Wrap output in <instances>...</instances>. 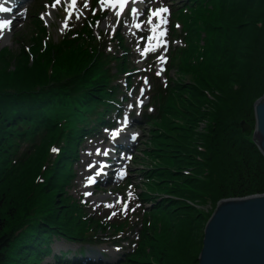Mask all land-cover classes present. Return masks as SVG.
<instances>
[{
	"label": "trees",
	"instance_id": "trees-1",
	"mask_svg": "<svg viewBox=\"0 0 264 264\" xmlns=\"http://www.w3.org/2000/svg\"><path fill=\"white\" fill-rule=\"evenodd\" d=\"M187 3L189 26L177 42L182 43L181 74L189 78L172 82L169 89H155L175 97L164 107L168 117L151 133L152 153L147 154L153 174L146 193L158 201L136 229L130 228L137 239L121 238L123 231L109 234L114 245L128 243L120 264H198L204 223L212 214L199 206L264 193V155L240 123L255 125L254 99L264 94V0ZM45 32L38 28L31 39L32 60L25 49L0 53V264H40L56 234L84 247L100 242L91 221L79 209L68 208V198L59 203L58 195L68 179L74 148L84 137L111 127L108 115L120 111L124 91L113 82V69L106 66L97 74L99 52L85 48L83 38L59 37L43 44ZM118 41L121 57L126 50L123 39ZM107 60L104 54L101 61ZM60 71L66 76L51 80ZM62 105L75 127L66 131L56 166L42 165L46 142L36 159L15 168L22 159L14 158L16 153L24 155L42 123L50 139L64 132L56 120ZM202 111L207 115L199 130L195 122ZM64 256L57 255L55 264H73Z\"/></svg>",
	"mask_w": 264,
	"mask_h": 264
},
{
	"label": "rangeland",
	"instance_id": "rangeland-1",
	"mask_svg": "<svg viewBox=\"0 0 264 264\" xmlns=\"http://www.w3.org/2000/svg\"><path fill=\"white\" fill-rule=\"evenodd\" d=\"M104 1L79 0L73 5V0H59V2L58 0H28L24 8L11 14L8 34L4 36L0 33V53L8 50L12 54L22 49L31 54V39L36 37V31L41 27L46 30L41 39L43 44H48L51 40L57 42L59 37H75L72 38L75 40L83 38L85 48L90 47L92 54L99 52L98 62L101 70L97 74L100 75L107 70L106 66L113 69V75L115 79L117 78L113 82L124 91L125 95V97H119L122 101L120 111L108 115L114 123L112 126L117 129L101 130L95 136L88 135L74 148V158L69 161L68 179L65 181L63 191L58 195L59 203L68 198L71 202L68 208L79 209L80 214L91 221V227L96 229V237L100 242L84 247L80 241H68L57 234L52 235L48 241L51 250L41 256L40 264H55V257L62 254H65L64 258H69L70 263L73 264H78L76 263L78 261L81 264H120L118 260L129 250L128 243L121 241L120 244L114 245L113 239H109V234L113 230L123 231L121 238L124 236L136 238L134 230L132 232L130 228L136 229V225L141 224V217H144L146 212L153 211L158 201L155 194L149 196L146 193L148 178L153 174L149 170L153 163H150L147 154L152 153L151 133H157L158 127L162 125L163 120H166L168 115L164 107L175 97L173 95L170 99V94L165 92L166 95L163 96L156 93L155 89H169L172 82L173 86L174 83L177 85V82H185L189 78L184 73L181 74L182 54L178 53L182 43L177 42L182 30L189 23L191 16L187 3L189 0H153L151 4L155 7H147L145 14L143 13L146 7L145 1L131 3L123 13L117 12L118 6L104 4ZM141 6L143 8L139 10ZM160 9L168 11L161 12ZM157 13L159 16L154 20L152 17L157 16ZM148 18L153 19V29L160 27L161 32L165 33L162 41L158 40L154 43L156 32L153 29L152 32H150L151 29L144 30L141 20ZM120 22L121 29L118 28ZM119 30L123 31L122 42L126 50L124 55L120 54L121 57L117 55L121 44L115 38V32ZM153 44L159 47L158 52L151 51L150 47ZM104 54L108 58V63L101 61ZM34 56L32 52L30 59L32 60ZM8 59L11 61L12 57ZM12 63V70H14L15 66ZM128 70L130 72H127ZM65 76L66 74L60 71L53 75L51 80H58ZM202 113L198 116L199 120L195 122L199 130L205 125L207 115L206 111ZM56 116L58 125L62 126L64 132H58L50 139L47 137L50 136L49 134L43 133L45 123H42L38 130L42 132V135L39 137L40 133H38L34 140L28 141L24 155L20 152L16 153L14 158L22 159L15 164V168L20 165L23 168L26 161L36 159L39 150L46 142L45 149L48 155L42 165L48 166L52 163L54 165L50 168L56 166L55 163L62 154L63 141L68 135L66 131L75 127L72 115L63 105L56 110ZM130 119H135L136 122L126 129L124 134L131 142L134 140L132 136H136L135 145L129 154L120 151L116 157L121 164L109 166L110 170L103 169V177L106 176L105 171H107L108 178L96 183L97 171L107 163L104 159L112 150V143L115 141L112 133L118 130L122 122ZM53 148L58 151L53 152ZM123 159L126 163H123ZM84 160L86 164L82 163ZM148 163L151 165H147ZM90 178L94 181L93 183H89ZM133 191L138 196L134 197ZM144 194L148 196L145 199ZM216 206L210 204L206 208L199 207L205 213H212ZM113 212L116 215H112Z\"/></svg>",
	"mask_w": 264,
	"mask_h": 264
},
{
	"label": "water",
	"instance_id": "water-1",
	"mask_svg": "<svg viewBox=\"0 0 264 264\" xmlns=\"http://www.w3.org/2000/svg\"><path fill=\"white\" fill-rule=\"evenodd\" d=\"M254 100L255 125L240 123L264 155V94ZM203 235L198 264H264V193L221 199Z\"/></svg>",
	"mask_w": 264,
	"mask_h": 264
},
{
	"label": "bare ground",
	"instance_id": "bare-ground-1",
	"mask_svg": "<svg viewBox=\"0 0 264 264\" xmlns=\"http://www.w3.org/2000/svg\"><path fill=\"white\" fill-rule=\"evenodd\" d=\"M27 1L28 0H0V4H3L5 7H7V8H10L11 9V11H9V12H0V21H8L9 23H8V25L5 27V28H3V29H0V33L1 34H3L4 36L5 35H7L8 33V31L10 30V24H11V22H10V20H11V14H13V13H15V12H17V10H20V9H22V8H24V6L26 5V3H27ZM78 1L79 0H76V2H75V4L76 3H78ZM153 0H145V2H146V7H145V9L143 10V13L145 14L146 12H147V7H155V5H152L151 4V2H152ZM104 4H108V5H111V6H113V5H116L117 6V4H118V0H105L104 2H103ZM75 4H73V5H75ZM117 12L118 13H121L122 11L119 9V7L117 8ZM151 16V15H150ZM159 15H155L154 17H152V18H154V20L155 19H157V17H158ZM141 21H143V27H144V30L145 31H147V29H151L150 30V32H152V29H153V27H152V24L154 23L153 22V19H146V20H144V19H142ZM121 27H122V24H121V22L119 23V25H118V28H120L121 29ZM122 32L123 31H121V30H119V31H117V32H115V38L117 39V40H121L122 38H123V34H122ZM158 33H161V30L160 29H158V31L155 33V35H154V43L156 42V41H158V38H157V35H158ZM164 39V37L163 36H161L160 35V37H159V40L160 41H162ZM120 48H122V46H120ZM150 49H151V51H153V52H158L159 51V47H157V46H155V44H153V46H151L150 47ZM135 119H130L129 121H126V122H122V124H120V127L121 128H124V132L123 133H121V134H119V135H117L118 137H115L114 139H115V141H114V143H112V150H110L109 151V154H108V156H106L105 157V159H104V162H111L110 164H105L104 166H102L103 167V169H109V166H111V165H120L121 163H119L117 160V154H119V152L120 151H125L126 152V154H129L130 153V151H131V148L134 146V144H135V142H136V138L131 142V144H130V146L128 145V143H129V141H128V139H127V137H126V135L124 134V133H126L125 132V130L126 129H129V127L131 126V125H133V124H135ZM78 158V157H77ZM76 158V159H77ZM98 158H99V156H98ZM87 160V159H86ZM86 160H84V161H82V163H84V164H86L85 162H86ZM123 161V163H126V161L123 159L122 160ZM97 169V168H96ZM110 170V169H109ZM105 173H106V176L105 177H103V175H101V174H98V176L96 177V179H95V181H96V183H98V182H101L102 180H107V171H105ZM90 174V173H89ZM73 246V245H72ZM58 247V246H57ZM61 248V247H60ZM59 249V248H58ZM61 252V251H60ZM99 253V252H98ZM84 256V255H83ZM84 262H85V260H84Z\"/></svg>",
	"mask_w": 264,
	"mask_h": 264
},
{
	"label": "snow or ice",
	"instance_id": "snow-or-ice-1",
	"mask_svg": "<svg viewBox=\"0 0 264 264\" xmlns=\"http://www.w3.org/2000/svg\"><path fill=\"white\" fill-rule=\"evenodd\" d=\"M58 2H59V0H58ZM75 2H76V0H73V4H75ZM9 11H11L10 8H7V7H5L3 4H0V12H9ZM160 11H161V12H165V11H168V10H167V9H160ZM157 15H158V13H157ZM8 23H9L8 21H0V29L5 28V27L8 25ZM164 34H165V33H163V32L160 33L161 36H163ZM112 135H113V137H115V136L118 135V132H113ZM52 151H53V152H56V151H58V150L55 149V148H53ZM97 174H99V173H97ZM93 182H94V181L90 178V179H89V183H93ZM87 194H88V193H86V195H87ZM125 209H126V206H125ZM112 215H116V213L113 212Z\"/></svg>",
	"mask_w": 264,
	"mask_h": 264
}]
</instances>
